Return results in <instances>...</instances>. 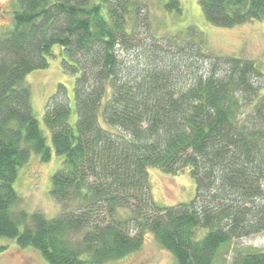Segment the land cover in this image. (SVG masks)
Listing matches in <instances>:
<instances>
[{
	"label": "trees",
	"instance_id": "obj_1",
	"mask_svg": "<svg viewBox=\"0 0 264 264\" xmlns=\"http://www.w3.org/2000/svg\"><path fill=\"white\" fill-rule=\"evenodd\" d=\"M16 2L13 26L0 34V239L32 246L50 264H103L151 233L177 264H212L222 244L264 231V76L253 61L209 52L194 27L154 36L141 0ZM199 3L218 26L264 19V0ZM168 6L181 11L177 0ZM54 45L75 75L77 117L71 125L59 83L43 114L50 146L25 76L48 65ZM52 150L63 156L51 176L58 213L14 212L19 167ZM153 166L189 167L194 197L158 205ZM230 264H264V251Z\"/></svg>",
	"mask_w": 264,
	"mask_h": 264
},
{
	"label": "rangeland",
	"instance_id": "obj_2",
	"mask_svg": "<svg viewBox=\"0 0 264 264\" xmlns=\"http://www.w3.org/2000/svg\"><path fill=\"white\" fill-rule=\"evenodd\" d=\"M170 0H141L146 6L150 30L154 36L168 37L194 27L200 32L205 48L217 55H231L253 61L264 76V19H254L231 27L210 23L203 15L199 0H177L181 11L167 7ZM16 0H0V34L13 26ZM65 55L59 45H54L45 68L34 69L25 76L31 92V108L43 129L48 145L51 146L49 130L44 125L43 114L49 97L62 83L68 92L70 116L69 122L75 125L73 85L75 75L64 67ZM261 93H264V86ZM63 156L52 150L51 158L42 161L36 153L18 169L14 189L19 200L14 212H41L51 218L59 211L58 203L50 194L51 176L61 166ZM148 182L153 200L161 206L190 201L196 191V183L189 167L176 173H166L157 167L148 168ZM21 229L23 225L20 226ZM203 231V230H202ZM6 246L0 251V264H50L42 254L32 246L22 247L14 238L2 237ZM249 250L264 251V231L235 238L222 244L212 264H230L237 253ZM103 264H177L175 257L163 249L151 233L144 237L142 246L121 258Z\"/></svg>",
	"mask_w": 264,
	"mask_h": 264
}]
</instances>
